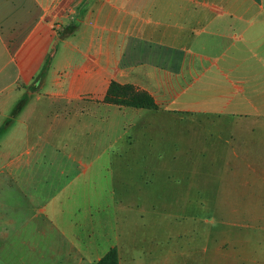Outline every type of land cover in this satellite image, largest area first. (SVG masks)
Listing matches in <instances>:
<instances>
[{"label":"crops","instance_id":"crops-1","mask_svg":"<svg viewBox=\"0 0 264 264\" xmlns=\"http://www.w3.org/2000/svg\"><path fill=\"white\" fill-rule=\"evenodd\" d=\"M112 84L145 93L157 109L104 102ZM39 115L81 121L89 146L123 154L138 137L131 117L157 128L150 139L169 136V125L180 133L185 156L180 179L186 173L211 192L227 193L229 202H247L248 210L228 211L231 223L214 227L218 238L207 264H264V237L256 252L240 228L257 227L264 235V0H0L1 168L33 166L32 154L34 162L43 147L29 144ZM236 139L239 167L225 164L230 152L237 154ZM190 155L200 156L196 164ZM224 184L241 186L242 196L234 194L240 188L222 190ZM102 198L57 195L41 204L37 196L25 197L24 203L38 204L32 211L6 212L0 205L2 261L95 264L115 248L118 264H138L121 250L122 214L102 211ZM249 203L258 206L249 209ZM160 234L170 232L155 231L150 242ZM167 244L158 261L170 264L171 254L188 261L185 244ZM155 249H148L153 259Z\"/></svg>","mask_w":264,"mask_h":264},{"label":"rangeland","instance_id":"rangeland-1","mask_svg":"<svg viewBox=\"0 0 264 264\" xmlns=\"http://www.w3.org/2000/svg\"><path fill=\"white\" fill-rule=\"evenodd\" d=\"M118 89L111 85L103 101L106 102L109 98L110 102L115 100L128 102L137 95L132 94L127 87ZM138 95L141 96L142 92ZM39 116L40 122L37 124L36 133L30 137L29 144L39 143L43 147L42 151L37 153L34 162L35 156L32 154L33 166L9 171L4 170L0 165V205L3 206V211L37 209L38 207H35L38 204L23 201L25 197L31 196H37L41 204L57 195L104 197L106 202L99 206L100 209L104 208L108 213L116 210L117 213L122 214L119 218L121 250L138 264H150L151 261L162 264L158 261L160 259L158 251L159 248L166 247L167 243L172 249L180 243L185 244L186 259H188L185 264H207L209 246L214 238H218L214 236V227L221 228L223 227L221 224L227 225L232 222L226 215L231 209L248 210L244 207L247 204L245 200L229 202L228 198H225L227 193L211 192L210 186L201 187L197 184L198 181L189 178L186 173L180 179L179 164L181 159L184 163L185 158L179 150L180 133L177 135L167 124L164 131L169 136L164 139L157 137L150 139L157 128L152 130L150 127V130L147 125L138 122L136 117H131V123H135L131 131L136 132L138 137L133 151L123 154L117 149L103 150L105 148L103 145H98L95 149L89 146L91 134L90 136L84 134L83 125H87L81 121L63 123L43 115ZM147 129L151 134L149 137L151 141L145 137L144 131ZM190 146L186 145L187 148ZM235 148L236 156L230 152L226 156L228 161L225 164L233 163L239 167L242 152H240L241 141L238 139ZM198 157L190 155L188 162L196 164ZM207 164H212L211 157ZM226 173V171L220 172L224 177H227ZM238 173L239 178L241 171L238 170ZM71 181L75 183L70 184ZM221 187L222 190L226 187L237 191L240 188L241 192L234 194L242 196L241 186L229 187L224 184ZM217 194L218 199L211 198ZM254 205L258 206V203H249V209ZM259 205L264 211V202ZM236 221L239 224L246 223L242 219ZM247 223L251 227H256L260 221L256 225L253 222ZM240 228L241 233L250 237L251 249L258 252L262 245L258 239L264 237L262 231L256 234L257 227L246 231L243 230L244 226ZM163 229H167L170 235L160 234L156 241L150 242V235ZM180 232L181 238L178 236ZM150 247H156L154 259L148 252ZM205 247L208 249L207 252L204 251ZM173 256L171 254L170 264H181L182 260L178 257L173 259ZM2 257L3 252L0 251V264H7L2 261ZM10 263L15 262L10 261Z\"/></svg>","mask_w":264,"mask_h":264},{"label":"trees","instance_id":"trees-1","mask_svg":"<svg viewBox=\"0 0 264 264\" xmlns=\"http://www.w3.org/2000/svg\"><path fill=\"white\" fill-rule=\"evenodd\" d=\"M116 89H118V86L116 87ZM135 98H133L132 100L126 102L125 100H115L112 101L115 104L118 105H127L130 107H134V108H144V109H151V110H155L157 109L156 105L154 104L153 100L151 97H149L146 94H142L140 95H136L134 96ZM107 99V98H106ZM110 99L108 98L107 101H109ZM4 131V126H0V137L2 135ZM95 264H118V253L117 250L115 248L110 249L104 257H102V259H100L98 262H96Z\"/></svg>","mask_w":264,"mask_h":264}]
</instances>
